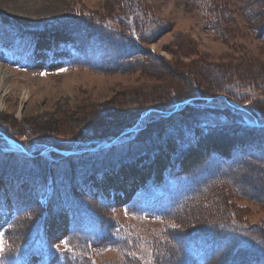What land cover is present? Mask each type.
<instances>
[{
	"label": "rangeland",
	"instance_id": "1",
	"mask_svg": "<svg viewBox=\"0 0 264 264\" xmlns=\"http://www.w3.org/2000/svg\"><path fill=\"white\" fill-rule=\"evenodd\" d=\"M1 70L0 264H264V0H0Z\"/></svg>",
	"mask_w": 264,
	"mask_h": 264
},
{
	"label": "trees",
	"instance_id": "2",
	"mask_svg": "<svg viewBox=\"0 0 264 264\" xmlns=\"http://www.w3.org/2000/svg\"><path fill=\"white\" fill-rule=\"evenodd\" d=\"M135 29H136V26H135ZM250 116L251 117H253L254 119H256L254 116H253V114H251L250 113ZM243 121V120H242ZM244 122V121H243ZM236 126H230V127H224V128H235ZM238 127H240V126H237V128ZM241 128H243V127H241ZM260 128V129H259ZM259 128H257V127H245V128H243V129H246V130H248V129H251V130H262V131H264V127H259ZM118 138H119V136H117ZM117 137H115V136H112V139H115V138H117ZM110 138H111V136H110ZM96 139L97 140H94L93 141V143H89V144H86L87 146H92V145H97V144H99V143H101V142H103L104 140H107V138H103V137H96ZM112 146H107L106 148L107 149H109V148H111ZM106 149L105 148H100V149H98V151H96V152H85V153H82V154H79L78 156H84V155H89V154H91V153H94V154H96V153H100L101 151H105ZM59 151H62V150H59ZM51 154H53V151H51ZM16 156H22V157H25V158H28L27 156H24V155H18V154H15ZM76 156V155H75ZM66 157V156H65ZM37 158H41V156L38 154V157ZM229 168H227L226 170H224V171H221V172H218L217 174H216V180H220V179H226V178H228L229 177V175L231 176V174L236 170V168H238V165H229L228 166ZM229 169H231L232 170V173H229ZM216 180H214V181H216ZM207 184H209L210 185V183H207ZM207 187V186H206ZM50 189V191H51V199L50 200H52V198H53V196H54V192H53V190L51 189V187H49ZM48 189V188H47ZM208 233H211V232H207L206 234H208ZM231 237V236H230ZM241 248V247H240ZM213 251L210 249V252H208V253H203V255L205 256L204 257V259H205V261L203 260H201V262L199 263V264H208V263H210V260L211 259H213ZM217 255V254H216ZM215 255V256H216ZM208 256H211V258H210V260L209 261H207V257ZM186 261L187 260H189V263L191 262V258L189 259V258H187V259H185ZM208 262V263H207ZM230 264H239L237 261H233V262H231Z\"/></svg>",
	"mask_w": 264,
	"mask_h": 264
},
{
	"label": "bare ground",
	"instance_id": "3",
	"mask_svg": "<svg viewBox=\"0 0 264 264\" xmlns=\"http://www.w3.org/2000/svg\"><path fill=\"white\" fill-rule=\"evenodd\" d=\"M6 77H7V75L5 74V72L3 71V70H1V72H0V90H2L3 89V87H4V82H5V80H6ZM2 105L0 104V107H1ZM147 118H151V116H150V114L147 116ZM251 119V118H250ZM258 124H259V122H258ZM257 123H253V125L252 126H258V127H264V124H262V125H258ZM119 173H120V171H119Z\"/></svg>",
	"mask_w": 264,
	"mask_h": 264
},
{
	"label": "snow or ice",
	"instance_id": "4",
	"mask_svg": "<svg viewBox=\"0 0 264 264\" xmlns=\"http://www.w3.org/2000/svg\"><path fill=\"white\" fill-rule=\"evenodd\" d=\"M62 243L65 245V247L67 248L68 247V245H69V241L68 240H64V241H62ZM3 249L2 248H0V251H2ZM70 250V249H69Z\"/></svg>",
	"mask_w": 264,
	"mask_h": 264
},
{
	"label": "water",
	"instance_id": "5",
	"mask_svg": "<svg viewBox=\"0 0 264 264\" xmlns=\"http://www.w3.org/2000/svg\"><path fill=\"white\" fill-rule=\"evenodd\" d=\"M150 112H152V111H150ZM150 112H149V113H150Z\"/></svg>",
	"mask_w": 264,
	"mask_h": 264
}]
</instances>
